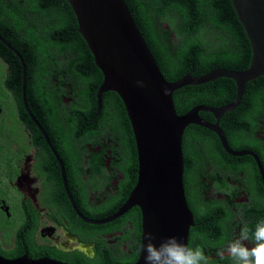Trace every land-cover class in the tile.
<instances>
[{
    "label": "flooded vegetation",
    "instance_id": "af4514ba",
    "mask_svg": "<svg viewBox=\"0 0 264 264\" xmlns=\"http://www.w3.org/2000/svg\"><path fill=\"white\" fill-rule=\"evenodd\" d=\"M0 20L11 23L9 18ZM0 38L18 57L11 44ZM27 70L21 69L20 96L10 92L8 113L1 124L0 255L95 264L101 252L135 263L139 254L134 253L140 252L141 245L138 206L104 223L89 221L116 212L137 182L130 183L138 161L136 168L135 139L123 102L107 91L100 106L97 98L95 108L90 104V94L96 96L102 80V74L95 76L93 69H68L60 64L59 69ZM10 71L0 58V81L8 89L15 84L9 79ZM244 103L229 116L231 122L221 123L230 122L227 126L244 135L242 146L235 148L224 133L230 149L246 153L229 154L215 133L224 152L217 148L215 158L186 165L190 182L183 184L193 216L187 245L202 247L212 264H232L217 252L239 234L243 224L254 227L264 218V106L246 119L250 110ZM199 135L213 138L210 133Z\"/></svg>",
    "mask_w": 264,
    "mask_h": 264
},
{
    "label": "trees",
    "instance_id": "16d2710c",
    "mask_svg": "<svg viewBox=\"0 0 264 264\" xmlns=\"http://www.w3.org/2000/svg\"><path fill=\"white\" fill-rule=\"evenodd\" d=\"M124 1L167 81H175L187 73L200 76L214 68L244 70L248 67L251 58L249 40L230 0ZM1 17L11 19V23L2 24L0 20V36L20 54L26 70L59 69L61 64L68 69H93L95 76L102 74L95 65L93 55L85 40L78 32L76 16L66 0H0ZM0 58L8 69H12L9 79L15 81V84L9 87L10 89L7 83L0 81L1 151L3 147L1 124L8 113L7 100L10 98V92H14L17 97L20 96L22 66L18 57L2 43H0ZM27 76L28 74H26V82L29 81V76ZM107 94L115 96L122 102L115 92L108 91ZM105 95L106 93H103L102 96ZM235 95L234 80L219 77L212 81L176 89L173 92V103L176 112L183 114L199 104L218 107L234 100ZM245 100L250 110L245 114L246 119L254 115L251 111L262 110L264 75L246 82L237 107L244 105ZM95 103L96 96L90 94V104L94 108ZM235 109L224 113L220 124L230 146L236 148L242 146L241 140L245 137L235 132V128L227 126L231 122L229 116L233 115ZM199 114L206 120H215L212 113L208 111H200ZM224 120L230 122L224 126L221 123ZM201 133H210L213 138L207 139V136L203 137L204 139L200 138ZM214 134L195 124H189L185 128L182 137L185 172L182 178L186 184L190 182L187 162L191 165L193 163L201 165L207 159L215 158L217 148L221 150L216 134ZM218 158H220V153L215 160ZM135 167L137 168V160H135ZM136 179L137 173L130 183H135ZM134 213L140 214L138 209H135ZM135 228L139 234V218H137ZM138 254L134 253V255ZM95 259V264H130L133 262L132 260L124 262L120 256L105 255L101 252H97Z\"/></svg>",
    "mask_w": 264,
    "mask_h": 264
},
{
    "label": "water",
    "instance_id": "95a60500",
    "mask_svg": "<svg viewBox=\"0 0 264 264\" xmlns=\"http://www.w3.org/2000/svg\"><path fill=\"white\" fill-rule=\"evenodd\" d=\"M66 1L76 16L78 32L103 75L96 93L97 104L101 105L102 93L107 91L120 97L131 124L138 161L137 182L125 202L108 218L89 221L104 223L124 214L132 206H138L141 211V245L139 257L133 264H144L141 249L145 233H152L157 245L169 236L188 244L193 216L186 202L182 178L185 128L189 124L207 128L216 133L229 154L246 153L229 148L218 120L239 105L246 82L264 75V0H230L249 40L251 58L247 68H214L200 76L187 73L171 82L161 73L124 0ZM21 64L24 69L22 60ZM219 77L234 80V100L218 107L199 104L183 114L176 112L173 103L176 89ZM137 81H142L143 87ZM24 89L23 77V94ZM200 111L212 113L216 122L202 118ZM0 264L68 263L48 257L32 259L23 255L6 258L0 255Z\"/></svg>",
    "mask_w": 264,
    "mask_h": 264
},
{
    "label": "clouds",
    "instance_id": "9594fccd",
    "mask_svg": "<svg viewBox=\"0 0 264 264\" xmlns=\"http://www.w3.org/2000/svg\"><path fill=\"white\" fill-rule=\"evenodd\" d=\"M137 84L143 87L142 81ZM167 94V90H165ZM152 233H145L142 253L144 264H212V258L200 246L191 247L169 236L157 245ZM217 256L231 259L232 264H264V218L254 227L243 224L239 234L230 239Z\"/></svg>",
    "mask_w": 264,
    "mask_h": 264
}]
</instances>
